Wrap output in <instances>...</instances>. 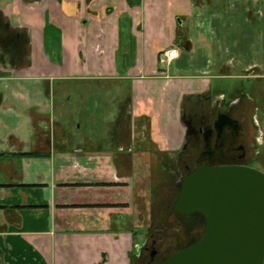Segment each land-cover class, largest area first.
I'll return each mask as SVG.
<instances>
[{
    "label": "crops",
    "instance_id": "crops-1",
    "mask_svg": "<svg viewBox=\"0 0 264 264\" xmlns=\"http://www.w3.org/2000/svg\"><path fill=\"white\" fill-rule=\"evenodd\" d=\"M262 2L236 0L239 17L255 26ZM232 3L0 0V264H132L135 229L144 227L135 218V148H180L176 100L196 83L224 91L240 87L214 77L257 80L241 89L261 120V34L250 44L234 40L227 52L239 57L214 64L219 46L209 27L197 28L199 9L225 19ZM173 47L178 56L165 63L161 54ZM173 63L176 73L162 67ZM67 82L125 84L129 92L106 93L114 110H83L71 105L85 101L82 93L57 88Z\"/></svg>",
    "mask_w": 264,
    "mask_h": 264
},
{
    "label": "flooded vegetation",
    "instance_id": "flooded-vegetation-1",
    "mask_svg": "<svg viewBox=\"0 0 264 264\" xmlns=\"http://www.w3.org/2000/svg\"><path fill=\"white\" fill-rule=\"evenodd\" d=\"M3 29L4 22L0 20V32ZM257 109L241 88L221 91L210 82L196 83L176 100L175 113L184 130L182 143L172 150L174 156H168L165 150L156 151L158 162L150 170V176H154L150 184V222L143 229L145 237L131 257L132 264H164L174 252L203 236L205 215L198 210L175 208L184 180L199 167L259 169V163L264 167V129ZM166 207L169 214L163 222L168 225L162 233L157 226L162 221L160 212Z\"/></svg>",
    "mask_w": 264,
    "mask_h": 264
},
{
    "label": "water",
    "instance_id": "water-1",
    "mask_svg": "<svg viewBox=\"0 0 264 264\" xmlns=\"http://www.w3.org/2000/svg\"><path fill=\"white\" fill-rule=\"evenodd\" d=\"M177 211H201L203 236L164 264H264V172L201 166L182 184Z\"/></svg>",
    "mask_w": 264,
    "mask_h": 264
},
{
    "label": "rangeland",
    "instance_id": "rangeland-1",
    "mask_svg": "<svg viewBox=\"0 0 264 264\" xmlns=\"http://www.w3.org/2000/svg\"><path fill=\"white\" fill-rule=\"evenodd\" d=\"M247 1V0H246ZM260 4V3H259ZM247 6V4H246ZM245 6V7H246ZM261 17L262 20L257 18L255 22V26H253V22L251 23L250 21L248 22L247 20L243 19L242 17L240 18L239 16L242 13L241 4H237L236 0H233V3L229 5V9L231 10V15L228 18H223L221 16H215V15H207L205 8L199 9L197 11V14L195 16L199 17L197 21L198 25L197 28H203L204 26L206 28L209 27L210 31V37L209 41L210 42H215L219 46L217 49L216 47H213L214 50L210 55L213 56V63L215 64L219 60H227L228 58H238L239 56L237 55L236 52H227V46H230L233 44L234 40L235 44L238 42V40L244 41L245 44H250L251 40L253 39V34L255 32H258V34H261V38L264 44V4L262 2L261 5ZM257 9L259 8V5L257 4ZM256 9V10H257ZM247 10V9H246ZM245 11V10H244ZM243 11V12H244ZM246 12V11H245ZM237 16H236V15ZM240 14V15H239ZM194 16V17H195ZM207 17V20H204L205 17ZM242 16V15H241ZM203 17V18H202ZM195 23V22H194ZM258 26V27H257ZM196 28V26H195ZM208 29V30H209ZM258 29H261L260 32ZM229 30V35L224 36L225 31ZM233 31L240 34L238 36H234ZM233 35V36H231ZM240 38V39H239ZM253 42V40H252ZM251 42V43H252ZM232 43V44H231ZM243 43V44H244ZM262 44V45H263ZM212 49V45H210ZM232 48V47H231ZM229 48V50L231 49ZM264 48V46H263ZM163 69L167 70L170 73H176L178 71L176 65L173 63L171 65L163 64ZM234 71V70H233ZM237 71V69H236ZM226 72V71H224ZM232 72V70H231ZM213 81L215 84H221L223 88H232V87H240V88H245L249 90L251 87H253L255 84H258L257 80H250V79H242V78H237L233 76H228L223 74L220 78H213ZM59 91L61 92H80L82 93V98L85 99L83 100H75L71 105H74V107H81V109H91V110H114L117 107L116 101H111V99L106 95V93L110 92H122L126 93L129 90L127 89V86L125 84H96L92 82H67L63 84H59L57 86ZM97 94V95H96ZM96 95V96H95ZM106 95V96H105ZM125 96H123V99ZM122 99V100H123ZM136 107V106H135ZM129 108V107H128ZM136 113V112H135ZM264 113V107L261 108L260 111V117L261 119L263 118L261 115ZM109 116V113H108ZM74 118V117H73ZM77 118V117H76ZM78 119V118H77ZM79 121V120H77ZM101 125H106L105 123L99 124ZM138 134V133H136ZM139 148H135V157H134V164L132 168V176H133V182H134V206H135V218L138 223H143L144 227L142 229H146L150 222V209H149V204L151 202V190H150V184L154 176H150V170L152 167H154V163L158 162L156 161V157L159 156L156 151H159V149H150L149 151H144L142 153H139ZM149 152V153H148ZM165 152H168L167 155L174 156L175 151L172 150H165ZM139 153V154H137ZM140 157H137L139 156ZM257 164V163H256ZM259 169L264 172V167L262 164H257ZM169 214V208L166 207L165 209L161 210L160 212V217H162V221L159 222L157 228L159 229V232L164 233L166 231L168 222H163L164 218L167 219V215ZM139 217V218H138ZM171 220V219H170ZM135 221V222H136ZM142 229H135L137 232V235L140 237V240H143V230ZM170 233L174 235L173 230H170ZM183 243V242H182ZM167 249H171V245H167Z\"/></svg>",
    "mask_w": 264,
    "mask_h": 264
},
{
    "label": "built area",
    "instance_id": "built-area-1",
    "mask_svg": "<svg viewBox=\"0 0 264 264\" xmlns=\"http://www.w3.org/2000/svg\"><path fill=\"white\" fill-rule=\"evenodd\" d=\"M179 50L176 47L169 48L168 50H165L161 54V59L165 63H170L172 60H174L178 56Z\"/></svg>",
    "mask_w": 264,
    "mask_h": 264
}]
</instances>
